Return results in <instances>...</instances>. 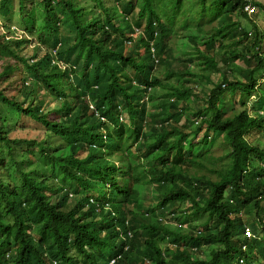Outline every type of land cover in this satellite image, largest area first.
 I'll return each instance as SVG.
<instances>
[{
	"label": "trees",
	"instance_id": "16d2710c",
	"mask_svg": "<svg viewBox=\"0 0 264 264\" xmlns=\"http://www.w3.org/2000/svg\"><path fill=\"white\" fill-rule=\"evenodd\" d=\"M10 1L27 39L0 23V264H234L264 228V146L244 138L264 133V37L243 10L264 2ZM27 120L42 137L11 138Z\"/></svg>",
	"mask_w": 264,
	"mask_h": 264
},
{
	"label": "rangeland",
	"instance_id": "374dc122",
	"mask_svg": "<svg viewBox=\"0 0 264 264\" xmlns=\"http://www.w3.org/2000/svg\"><path fill=\"white\" fill-rule=\"evenodd\" d=\"M249 1H256V2H261L263 3L264 0H249ZM208 4L209 5H212L210 3L209 0H207ZM248 7H252L250 5H246L244 6V12L249 16L251 17V20L254 22V24L260 28V31L262 32V36L264 37V14L260 13V12H256L255 15L253 16L252 14H254V12H250L249 14L246 12V9ZM26 8H28L27 5H24V11L26 10ZM254 10H256L255 7H252ZM18 9H19V3H18V0H11L10 1V7H9V10L11 12V14H17L18 12ZM209 21L210 18L209 17H206L205 18V21ZM233 20L235 21L236 18L234 17ZM0 23H2V25H5L6 27L7 26H10L11 29L10 30H13L14 28L12 27H15L17 29L16 33L14 34V37H21L23 36L24 39H27V37L25 36V33L21 30L18 29L17 26H15L14 24H12V19L10 20H2L0 18ZM242 25L243 26H246V27H250V25H245L243 22H242ZM219 27V26H218ZM216 27V28H218ZM5 34L7 33V31H5ZM170 40V46L169 48L171 49V52L174 56H179L181 53L183 52H192L193 51V48L191 47V45H189L188 43H186V40H187V35L184 34V33H180L179 35L177 36H171L169 38ZM264 41V40H263ZM203 42L201 41L200 44L198 45L199 47V50L202 51L203 50ZM27 49L23 52V55L24 56H31V51L35 50V48H33L32 46H28L26 47ZM261 52H262V55L264 56V43H262L261 47ZM221 54L218 53L217 55V60L219 59V56ZM15 61H13L14 63ZM237 65L239 66H242V62H236ZM195 71H198V69H193V72L195 73ZM14 76H21L19 72L15 73ZM212 81L216 82L218 80V77L214 76L211 78ZM262 82H264V79L261 80ZM14 83L12 84V87L9 88L8 90L5 91V94L7 96H12L15 94L14 90H13V87H14ZM197 94H198V105L201 104V102L205 99V93L209 90L210 88V85H206V84H203V85H200V84H197L194 86ZM151 93L154 94L155 93V90H151ZM158 93V92H157ZM156 93V95H157ZM173 99V98H172ZM143 102H145V99L142 100ZM192 104V102H191ZM191 104L189 106H191ZM201 135V134H200ZM199 135V136H200ZM211 136L212 137H215V136H218V133L214 132V133H211ZM10 137L11 138H41L42 137V131L36 127L35 124L29 122V120H27L26 123L23 124V127L21 128H17L15 129L11 134H10ZM244 138L247 140L248 143H260L262 146H264V133H258V132H251L248 136H244ZM145 174L142 173V177H144ZM140 185L144 188V184H143V180L141 181ZM261 205H264V204H261ZM187 221L188 220H185L184 222L179 221V222H173L169 225H172L175 227V225H181L183 228H188V224H187ZM244 221H246V219H244ZM215 248H210V250H214ZM208 251L204 250V255L207 253Z\"/></svg>",
	"mask_w": 264,
	"mask_h": 264
},
{
	"label": "clouds",
	"instance_id": "9594fccd",
	"mask_svg": "<svg viewBox=\"0 0 264 264\" xmlns=\"http://www.w3.org/2000/svg\"><path fill=\"white\" fill-rule=\"evenodd\" d=\"M249 8H251V10L249 11L248 9ZM246 12L249 14L250 12H254V9L252 8V7H248L247 9H246ZM256 12H254V14H255ZM253 15V14H252ZM14 29L13 30H11L12 32H14V33H12L11 34V36L12 37H14V34L16 33V31H17V29L15 28V27H13ZM11 29V28H10ZM10 31V32H11ZM2 34H4V36H6V38L8 39V38H12V37H7L8 36V34L6 33L5 34V32L3 31L2 32ZM23 36H21V37H17V38H22ZM14 38H16V37H14ZM89 202L90 203H94V200H93V198L92 197H90L89 198ZM229 202H232V200H229ZM241 238L243 239V240H245V242L243 243H241L239 246H237V247H235V249L237 250V254H236V257H235V259H234V261H233V263L234 264H246V261H247V257L249 256V255H253L254 257H256L257 258V253H256V251L255 250H251L250 249V245H251V242H256V239L258 240V241H263L264 240V228L260 231V234H259V236L258 237H253L252 236V234H250V232H249V229H248V227H246L245 228V230L243 231V233H242V235H241ZM129 240V231H127L126 232V234H119V235H117L113 240H111V241H108V244L109 245H112L113 244V252H117L121 247H122V241H124V240ZM102 247H103V245L101 246V247H99L98 248V251H100L101 249H102ZM221 249H223V248H221ZM117 257H119V255H117L116 257H113V258H111V259H109L107 262V264H115V260H116V258ZM246 260V261H245ZM247 263H248V261H247ZM259 263L260 264H264V260L263 259H259Z\"/></svg>",
	"mask_w": 264,
	"mask_h": 264
},
{
	"label": "bare ground",
	"instance_id": "6f19581e",
	"mask_svg": "<svg viewBox=\"0 0 264 264\" xmlns=\"http://www.w3.org/2000/svg\"><path fill=\"white\" fill-rule=\"evenodd\" d=\"M13 28V27H12ZM14 33V32H13ZM191 83V82H190ZM91 108V107H90ZM95 110V109H94ZM92 111V110H91ZM251 234V233H250Z\"/></svg>",
	"mask_w": 264,
	"mask_h": 264
},
{
	"label": "built area",
	"instance_id": "2783aa9c",
	"mask_svg": "<svg viewBox=\"0 0 264 264\" xmlns=\"http://www.w3.org/2000/svg\"><path fill=\"white\" fill-rule=\"evenodd\" d=\"M249 11L251 10V8L248 9Z\"/></svg>",
	"mask_w": 264,
	"mask_h": 264
}]
</instances>
